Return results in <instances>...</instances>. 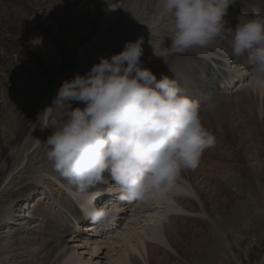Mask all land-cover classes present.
<instances>
[{
	"label": "bare ground",
	"instance_id": "6f19581e",
	"mask_svg": "<svg viewBox=\"0 0 264 264\" xmlns=\"http://www.w3.org/2000/svg\"><path fill=\"white\" fill-rule=\"evenodd\" d=\"M246 1L236 0L229 7L232 11L240 6L235 19L242 14L253 15L254 10L259 14L263 10V15L264 0ZM156 15V0H0V264H94V259L100 260L104 252L109 256L115 249L113 244L121 245L124 239L122 254L111 256L114 263L110 264H169L167 254L176 253L175 244L181 246L184 242L181 230L185 227L177 221L184 218L182 213L207 216V203L219 216L233 201L231 216L240 214L246 221L245 228L241 224L232 229L225 216L217 220L211 217V221L210 215L208 221L194 216L208 229L209 236L214 237L216 230L223 232L222 225L232 229L230 233L237 230L242 234L253 229L255 223L264 222V143L257 137L262 132L260 120L264 121V88L252 81L234 94L222 92L221 97L212 98L202 115L216 138L215 145L203 153L196 169L182 173L175 189L163 199L155 198L147 205L138 202L129 211L120 208L121 214L115 219L118 225L125 211L132 213L123 230L118 227L96 234L94 226L85 223L76 210L72 197L84 214L88 199L60 177L47 158L43 142L53 129L45 125L58 114L43 111L52 106L61 84L76 74L85 75L102 56L121 52L126 42L142 39L141 66L151 69L158 80L164 75L174 78L187 95V83L194 85L193 81L204 77L207 65L200 55L206 48L176 53L167 38L172 21L164 19L157 25ZM213 45L207 47L208 52L219 54ZM223 51L229 55L228 49L220 47ZM218 59L225 60L224 54ZM247 68L243 60L233 69L243 77ZM228 80L226 86L234 82V76ZM76 106L83 107L74 103ZM231 134H238L235 147L228 139ZM237 156L246 165L237 163ZM228 157L233 158L232 162L227 161ZM198 176L203 178L201 184L197 183ZM212 181L216 183L213 188ZM111 189V183L101 184L94 191L101 200L108 194L115 195ZM65 190H71V196ZM225 193H230L231 201L221 197ZM140 220L148 223L150 231L145 232V238L150 242L132 233L131 226ZM80 239L85 242L81 244ZM240 239H235L238 246ZM131 241L138 243L134 246ZM85 243L90 252L82 247ZM192 243L189 257L196 261L192 264L204 262V251L219 252L207 240V232Z\"/></svg>",
	"mask_w": 264,
	"mask_h": 264
},
{
	"label": "clouds",
	"instance_id": "9594fccd",
	"mask_svg": "<svg viewBox=\"0 0 264 264\" xmlns=\"http://www.w3.org/2000/svg\"><path fill=\"white\" fill-rule=\"evenodd\" d=\"M156 2L155 23L172 21L167 38L176 53L227 40L232 55L250 68L252 82L264 88V16L258 11L238 16L233 28L226 26L225 17L236 0ZM142 44L140 38L128 41L121 52L102 56L85 75L65 80L52 106L43 111L58 114L45 125L53 129L43 142L47 158L88 199L85 215L101 225L113 222L122 204L147 205L166 197L182 173L196 169L216 143L200 102L174 78L158 80L141 66ZM110 183L116 202L98 206L94 190Z\"/></svg>",
	"mask_w": 264,
	"mask_h": 264
},
{
	"label": "rangeland",
	"instance_id": "374dc122",
	"mask_svg": "<svg viewBox=\"0 0 264 264\" xmlns=\"http://www.w3.org/2000/svg\"><path fill=\"white\" fill-rule=\"evenodd\" d=\"M252 1H254V0H252ZM261 13H262V11H260V15H261ZM249 16H252V14H250ZM132 28H133V25H130L129 29H132ZM248 85H246V86H248ZM246 86H244V87H246ZM262 109L263 108H261V111H262ZM259 129H261L262 132H260L261 134H259V136H257V137H258V139L261 138L260 140L264 143V141H263L264 140V121L262 122V120H260ZM228 139H230L229 142L231 144H233V142H234V147H235L237 145V143H238L237 142L238 141V134H237V136H234V134L233 135L231 134V135L228 136ZM243 149L244 148H241L242 151H240V153L241 152L243 153ZM236 152H238V151L236 150ZM219 156H220V154H219ZM228 158H227L228 159L227 161L228 162H232V159L233 158L232 157L231 158L228 157ZM242 159H243L242 157L239 158V156H237V158L235 159V161H237V163H239L240 165H242V164L243 165H246L245 160L244 159L242 160ZM223 173H224V171H223ZM200 179L201 180L203 179L202 176H200L198 178V182L197 183H200L201 184V180ZM212 182H213L212 184H214V185H212L211 187L213 188L214 186H216V183L214 181H212ZM207 189H209V188H204V190H207ZM63 191H64V189H63ZM180 191L182 193H185L188 197L194 198V196L191 193H189L188 191L185 192V189H181ZM262 191H264V187L263 186H262ZM65 192L68 195H70V196L72 194L71 193L72 192L71 190L70 191L69 190H65ZM214 193L215 192H213V195H214ZM223 195L224 196H221V197H223V198L226 197V198H229V200H230V193H227V194L225 193ZM255 196L257 197V194H255ZM238 201L239 200L237 198L235 200V202H234V206L238 203ZM76 203H78L77 202V199H76ZM229 204H228L229 205V208H231V209H229L228 208V205H226L225 207H227L229 210L227 208H226L227 210L225 209V212L224 213H226V214L221 213V211H220V215L218 216V214H217L218 212L215 209L213 211V205L211 203L210 204L207 203L206 204V207L208 206L207 207V210L209 212H211L210 214L208 212L207 216L209 217V215H210L209 219L211 217H213L214 220H217L221 216H225L224 219H226V220L228 219L229 220L228 226L231 227L232 229L235 228V226L237 228V225L239 227L241 224L244 226L243 228H245L246 221L243 220V218L242 219L240 218V214L237 215L236 217L231 216L232 209H233V206H231V205L233 204V201H231V203H229ZM78 205H80V203H78ZM164 209L167 210V208H164ZM128 211H125L126 214L123 215V216H121V218H122V224L123 225L122 226H119L120 227L119 228L120 230H123V228L126 225L125 223H127L128 216H130L132 214V213H130ZM119 214H121V212H119ZM162 214L164 215V213H162ZM182 214H183V217L184 218L182 220H178L177 223H178V225L180 227H182V226L185 227V231H183V229L181 230V232H183V239L182 240L184 242L182 241L183 243H182L181 246L180 245L178 246V244H175L176 245L175 246V252L176 253H173V252L167 250V251L171 252L172 255L167 254L166 252L165 253L164 252H161L160 253L161 256L162 255L163 256L164 255L166 256V254L168 255L167 260H168L169 264H175V263L176 264L177 263H179V264H192V263L196 262V261H193L192 260L193 257H191V256L189 257V253H190L189 250H190V248L192 247V244H193L192 243V240L193 239H196L197 237H199V238L200 237H203V235L206 232H207V240L210 241V244H212V245L215 244L216 247H217L216 249H218L219 252L216 251V250H213V249H212V252H210V251L209 252L204 251V255H203L204 256V259H203L204 262L202 264H218V261L219 260H224V261L227 260V263L226 264H264V222L262 224H259V222H258V224L255 223V226L253 227V229H251L249 231H243L242 234L236 233L237 230L236 231H233L232 232L233 234H232V233H230V230H232V229H230V228L226 229L227 227L224 228V226L222 225L223 232H220V234H219V232L216 230V235L214 237H212V236H209V233L207 231L208 229L203 225V223L201 222V224H200V221L195 220V217L197 216L199 218H204V219L206 218V220L208 221V217L206 215L204 216L202 214H196V216H195L193 214H189V215L188 214H185V213H182ZM141 216H144V214H141ZM229 216L232 217V221H231V218ZM139 219H141V218H139ZM228 220H227V222H228ZM238 220L240 222H238ZM210 221H211V219H210ZM233 221H234V223H233ZM130 224L132 225V223H130ZM130 224L127 225V226H130ZM210 225L213 226V222ZM127 226H126V229H128L130 231L131 229L127 228ZM116 227H117L116 229H118V225ZM131 228H132V230H134L132 232L133 234L139 233V238H143L144 240L149 241L148 238H145V235H146L145 232L148 233L150 231L149 226H148V223L140 220L139 223H138V225L131 226ZM193 232H195L197 235L195 233H193ZM120 235H121V233H120ZM240 236H241V239H240L239 246H238L237 243H236V241H235V239L236 238H240ZM208 237H209V239H208ZM90 238L91 237H89V239ZM116 238L117 237H115V239ZM122 238L123 237L121 236L120 239H122ZM80 240H81V244H83L85 242V239H80ZM124 241H126V239H124ZM124 241L121 243V245H124ZM111 242H113V240H111ZM131 242H132V244L134 246H136L137 243H138V242L135 243L134 241H131ZM188 243H189V245H188ZM127 244L128 243H126L125 245H127ZM121 245H119V244H113V247L112 248H115L114 251L110 252V255L109 256H107V254H105V252H104L102 254V258L100 260L99 259L98 260L97 259H94V262H95L94 264H110V263H114V261H112V259L110 260V258H111V256H114V257H118L119 256L118 253H120L121 251H123V248H121ZM127 246H129V245H127ZM82 247L85 248V249H87V250H89L88 252H90V249H89V246H87V243H85L84 246H82ZM178 248H181V250L178 249ZM107 250L108 249H105V251H107ZM120 254H122V253H120ZM185 255H186V257H185Z\"/></svg>",
	"mask_w": 264,
	"mask_h": 264
}]
</instances>
